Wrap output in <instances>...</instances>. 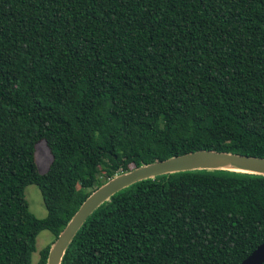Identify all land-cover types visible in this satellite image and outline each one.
Returning a JSON list of instances; mask_svg holds the SVG:
<instances>
[{"label":"trees","instance_id":"trees-1","mask_svg":"<svg viewBox=\"0 0 264 264\" xmlns=\"http://www.w3.org/2000/svg\"><path fill=\"white\" fill-rule=\"evenodd\" d=\"M199 149L264 157V0H0V264L114 174ZM263 241L264 175L178 171L102 202L60 264H238Z\"/></svg>","mask_w":264,"mask_h":264},{"label":"water","instance_id":"water-1","mask_svg":"<svg viewBox=\"0 0 264 264\" xmlns=\"http://www.w3.org/2000/svg\"><path fill=\"white\" fill-rule=\"evenodd\" d=\"M196 169L229 170L264 175V157L199 149L141 164L132 167L129 170L116 173L90 191V193L81 201L63 228L50 243L45 258V264H60L65 249L87 216L115 192L143 179L178 171ZM263 263L264 241L258 244L238 264Z\"/></svg>","mask_w":264,"mask_h":264},{"label":"rangeland","instance_id":"rangeland-1","mask_svg":"<svg viewBox=\"0 0 264 264\" xmlns=\"http://www.w3.org/2000/svg\"><path fill=\"white\" fill-rule=\"evenodd\" d=\"M34 158L39 173L46 171L50 155L43 141L38 142L34 147ZM24 199L27 202L29 211L36 217L42 218L45 215V209L42 204L39 189L34 184H28L24 188ZM53 241V235L48 230H41L35 237L34 250L30 256V264H35L39 250Z\"/></svg>","mask_w":264,"mask_h":264}]
</instances>
